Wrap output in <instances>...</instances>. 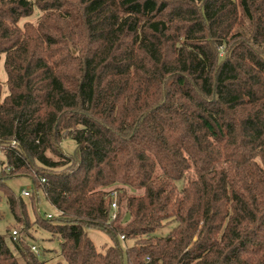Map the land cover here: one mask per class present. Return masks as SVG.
I'll use <instances>...</instances> for the list:
<instances>
[{
    "label": "trees",
    "instance_id": "obj_1",
    "mask_svg": "<svg viewBox=\"0 0 264 264\" xmlns=\"http://www.w3.org/2000/svg\"><path fill=\"white\" fill-rule=\"evenodd\" d=\"M0 148V264H264V0H0Z\"/></svg>",
    "mask_w": 264,
    "mask_h": 264
},
{
    "label": "rangeland",
    "instance_id": "obj_2",
    "mask_svg": "<svg viewBox=\"0 0 264 264\" xmlns=\"http://www.w3.org/2000/svg\"><path fill=\"white\" fill-rule=\"evenodd\" d=\"M1 78L4 80L6 78L3 64L1 65ZM5 81V80H4ZM62 149L65 151V153L69 155H73L76 151V144L74 141L68 139L64 141L62 144ZM5 153V152H4ZM4 153L0 151V160L4 159ZM2 167H0L1 169ZM7 184L12 188V190L17 194L18 198L21 197V192L23 190H32L33 192V183L30 178L28 177H19L7 180ZM128 195H139L142 193V191L137 190H131L127 188ZM29 206H31V200L27 198H22ZM36 209L34 210L32 207L29 208V214L32 220H35L36 216L39 215L44 219H47L46 216L49 214L55 215L58 217V213L56 209H54L53 206L47 201L45 195L40 192L39 193V203L36 204ZM54 216V217H55ZM171 227L165 228L163 230V234H166L169 232ZM23 229V226L17 225V223L14 220L13 215L11 214V211L9 209V206L7 205L6 199L1 197L0 199V235H3L9 242H11V234L13 231L17 230L20 232V230ZM34 235V241L30 242V245H38L41 248L45 250L50 251H59L60 248V240L54 239L52 241H48L47 239L51 238V235L49 233L43 232L42 230H37V227H33V229L30 231ZM161 233V232H160ZM89 237L93 240L96 247L103 251L105 246H110L113 242L111 236L105 232H101L98 230H88ZM196 240V239H195ZM129 246L128 242L126 244ZM122 246L125 247V243L122 242ZM56 254L47 253L44 255L43 253L39 254L41 258L43 259H51L55 257ZM57 261H60L59 258L53 261V263H56Z\"/></svg>",
    "mask_w": 264,
    "mask_h": 264
},
{
    "label": "built area",
    "instance_id": "obj_3",
    "mask_svg": "<svg viewBox=\"0 0 264 264\" xmlns=\"http://www.w3.org/2000/svg\"><path fill=\"white\" fill-rule=\"evenodd\" d=\"M17 146H18L17 142H16V141H12V143H11V147H17ZM0 151H1L2 153L5 152L4 148H0ZM45 182H46V180L43 179V180H42V183H45ZM31 195H32V190H23V191L21 192V195H20V196H21L22 198H29ZM110 197H111V199H112L113 219H115V218H116V211H117V208H118V193H117L116 191H114V192L111 193ZM56 211H57V210H56ZM57 213H58L57 216H60V215L62 214V213L59 212V211H57ZM54 216H55V215L49 214V215L46 216V218H47V219H53ZM55 217H56V216H55ZM19 236H20V232H19V231L15 230V231L12 232V237H13V240H14V241H16V240L19 238ZM121 239L124 240L125 237L122 236ZM31 250H32L36 255L39 256V254H40V247H39L38 245H32V246H31Z\"/></svg>",
    "mask_w": 264,
    "mask_h": 264
}]
</instances>
